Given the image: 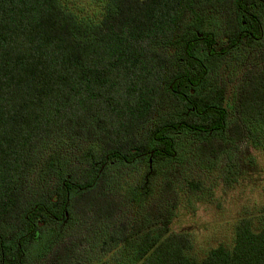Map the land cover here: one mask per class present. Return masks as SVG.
I'll return each mask as SVG.
<instances>
[{"label": "trees", "instance_id": "trees-1", "mask_svg": "<svg viewBox=\"0 0 264 264\" xmlns=\"http://www.w3.org/2000/svg\"><path fill=\"white\" fill-rule=\"evenodd\" d=\"M71 1L0 0V264H86L79 216L104 264H264V209L203 253L178 205L120 216L191 156L264 149V0Z\"/></svg>", "mask_w": 264, "mask_h": 264}, {"label": "rangeland", "instance_id": "rangeland-1", "mask_svg": "<svg viewBox=\"0 0 264 264\" xmlns=\"http://www.w3.org/2000/svg\"><path fill=\"white\" fill-rule=\"evenodd\" d=\"M95 3L96 0L70 2L71 6L80 8L79 12L84 16L87 13L95 15ZM256 58L260 59V56L250 57L248 63ZM217 76L220 82L228 85L229 94L232 96L239 86V80L222 71ZM167 180H160V189L157 188L160 192L148 204L137 207L126 203L120 216L132 220L147 212L153 205H159L162 210L178 205L181 208L175 217L173 228L176 231H193L197 236L194 250L203 253L220 242L230 243L236 223L243 216H255L263 211L264 149L257 150L247 140L217 158L204 160L191 156L183 165L175 168L171 190L166 187ZM193 180L200 182L199 190L190 188ZM37 183L38 179L35 178L30 188L34 190ZM92 223L85 216L67 221L62 230L65 235L63 240L69 244L82 242L81 248L89 250V254L82 257L86 264H104L106 257H101V245L93 243L99 226Z\"/></svg>", "mask_w": 264, "mask_h": 264}]
</instances>
